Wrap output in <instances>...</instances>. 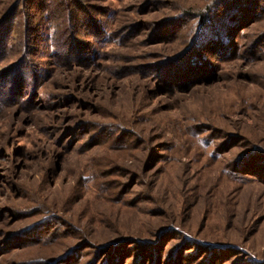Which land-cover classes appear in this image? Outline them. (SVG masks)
<instances>
[{
  "label": "rangeland",
  "instance_id": "1",
  "mask_svg": "<svg viewBox=\"0 0 264 264\" xmlns=\"http://www.w3.org/2000/svg\"><path fill=\"white\" fill-rule=\"evenodd\" d=\"M10 11L0 264H112L109 243L167 227L171 245L264 264V0H0Z\"/></svg>",
  "mask_w": 264,
  "mask_h": 264
},
{
  "label": "trees",
  "instance_id": "2",
  "mask_svg": "<svg viewBox=\"0 0 264 264\" xmlns=\"http://www.w3.org/2000/svg\"><path fill=\"white\" fill-rule=\"evenodd\" d=\"M38 4L44 5V0H38ZM11 13L12 11L0 19V48L2 45V49L7 47V42L15 26L16 19ZM179 27L170 31L171 36H174ZM173 69L172 66L169 68L171 72ZM162 71L163 69H161ZM252 163L241 164L244 167L242 169H251ZM177 237L178 234L173 227L162 228L152 238L122 237V239L105 246L107 250L104 252L105 255L110 252V261H114L112 264H118L119 260L120 264H123L130 258H136L138 264H146V262L148 264H226L228 261L229 250L226 247L217 249V247H212L214 245L190 244L191 241L184 237L180 243L171 245ZM124 244L127 245L124 247ZM128 247H131L129 252H127Z\"/></svg>",
  "mask_w": 264,
  "mask_h": 264
}]
</instances>
